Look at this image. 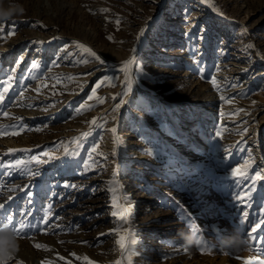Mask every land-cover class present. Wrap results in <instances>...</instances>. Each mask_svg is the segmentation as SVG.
Instances as JSON below:
<instances>
[{
  "label": "rangeland",
  "instance_id": "obj_1",
  "mask_svg": "<svg viewBox=\"0 0 264 264\" xmlns=\"http://www.w3.org/2000/svg\"><path fill=\"white\" fill-rule=\"evenodd\" d=\"M206 1L11 0L0 226H36L22 260L115 264L130 230L126 264H264V0Z\"/></svg>",
  "mask_w": 264,
  "mask_h": 264
},
{
  "label": "snow or ice",
  "instance_id": "obj_2",
  "mask_svg": "<svg viewBox=\"0 0 264 264\" xmlns=\"http://www.w3.org/2000/svg\"><path fill=\"white\" fill-rule=\"evenodd\" d=\"M117 23H119V21H117ZM9 35H14L15 34V30L14 29H12V30H10V32L8 33ZM0 38H4L3 37V33H2V31H0ZM110 39H111V37H109ZM197 39H203V35L202 34H198V36L196 37ZM79 47H82V48H84V50H85V52H87V53H89L92 57H94L97 61H99L100 63H104V61L103 60H101V58L99 57V56H97V54L94 52V51H92L91 49H88V48H86L85 46H83V45H78ZM22 59V58H21ZM33 67H35V61H33ZM125 67H126V65H125ZM15 81H14V77H12L11 75H8L6 78H4L3 80H0V103H2L3 101H4V99H5V96H6V94L9 92V90L12 88V84L14 83ZM212 83L215 85V79L213 78V80H212ZM99 86H101L100 84H98L97 85V87H99ZM20 95H23V93L21 92L20 93ZM221 99L223 100V99H225L223 96L221 97ZM103 101L101 100V103H102ZM4 116H7L8 115V113H7V111H4L3 113H2ZM93 125H95L96 124V120H93L92 122H91ZM9 128H11V129H15V128H18V127H20V128H22V126L21 125H10V126H8ZM114 131V130H113ZM0 134H9V133H5L4 132V130L3 129H0ZM10 134H18V133H16V132H13V133H10ZM83 136H87V133H84V134H82ZM217 135H220V133H217ZM76 139H79V138H76ZM75 142V141H74ZM12 150L10 149L9 150V152H11ZM35 159V158H34ZM23 162L22 161H17L16 162V165H21ZM234 175H236V176H241L242 174H241V172H240V170L239 169H236V170H234ZM257 178H259V177H257ZM65 187H76V185H65ZM247 198V195L245 194L244 196H241V195H238L237 196V199H239V200H241V201H243V200H245ZM9 199H10V197H9ZM4 205H2V204H0V210H3L4 209ZM25 215H27V213H25ZM246 215L247 214H245V218H246ZM121 219H124V217H121ZM18 223H19V228H17L16 226H15V223H14V218L13 217H11V216H6L5 217V222L3 223V225L2 226H7V228L12 232V233H14L15 234V236L16 237H22V236H24V235H26V230L27 229H29V228H32V227H36L35 225H32L30 222H27V221H25V220H20V221H18ZM260 223H264V220H261L257 225H256V227H254L253 229H252V231L253 232H255L256 231V228H258L259 226H260ZM117 236H118V238H117V240L115 241V243L118 245V247H119V249H120V252H121V259L120 260H118V261H116L115 262V264H125V261H124V254L125 253H128L129 251H130V245H131V243H132V240L130 239V237H131V231L130 230H128L127 231V234H121V232H118L117 233ZM199 243V242H198ZM35 247H37V248H40V247H43L42 245H39V244H36V245H34ZM203 250V249H202ZM61 259H63L62 257H61ZM85 260H87V258L85 257L84 258ZM3 264H6V261L5 262H3Z\"/></svg>",
  "mask_w": 264,
  "mask_h": 264
},
{
  "label": "clouds",
  "instance_id": "obj_3",
  "mask_svg": "<svg viewBox=\"0 0 264 264\" xmlns=\"http://www.w3.org/2000/svg\"><path fill=\"white\" fill-rule=\"evenodd\" d=\"M24 8L19 4L9 2L7 8L3 6V0H0V23H5L16 14H22ZM19 244L17 237L12 233L7 226H0V252L3 253V259L13 255L18 251Z\"/></svg>",
  "mask_w": 264,
  "mask_h": 264
},
{
  "label": "bare ground",
  "instance_id": "obj_4",
  "mask_svg": "<svg viewBox=\"0 0 264 264\" xmlns=\"http://www.w3.org/2000/svg\"><path fill=\"white\" fill-rule=\"evenodd\" d=\"M200 1H203V2H206L207 3V6L209 7V3L206 1V0H200ZM204 4V3H203ZM203 7H205V5H202ZM40 7H42L41 5H40ZM47 8L46 7H44V9H43V11H44V13H43V15L45 14V15H49V13L48 12H46L47 10H46ZM207 9V8H206ZM208 10V9H207ZM200 11H202V10H200ZM57 13V12H56ZM36 38V37H35ZM26 41V39L25 38H22V37H19V38H17V39H15V40H13L12 42H11V44H10V48H18L19 47V45L22 43V42H25ZM257 146H258V151H263V149H264V143H263V141H262V139H259V140H257ZM256 150V149H255ZM31 260H27V261H25L24 260V258H23V260H22V258H20V256L17 254V253H14L13 255H11L10 256V258L9 259H7V260H5L6 262H15L14 264H20V263H25V262H27V263H25V264H42V263H51V262H53L54 263V260L53 259H49V260H46V261H41L40 259H32V258H30ZM52 264V263H51ZM126 264V263H125Z\"/></svg>",
  "mask_w": 264,
  "mask_h": 264
}]
</instances>
